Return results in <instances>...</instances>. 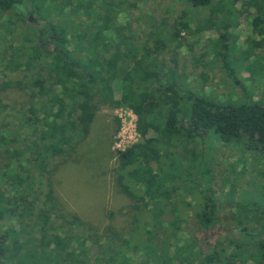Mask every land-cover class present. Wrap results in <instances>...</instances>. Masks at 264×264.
I'll list each match as a JSON object with an SVG mask.
<instances>
[{
  "label": "rangeland",
  "instance_id": "obj_1",
  "mask_svg": "<svg viewBox=\"0 0 264 264\" xmlns=\"http://www.w3.org/2000/svg\"><path fill=\"white\" fill-rule=\"evenodd\" d=\"M246 1L214 0L212 6L219 8L216 15L209 6H194L187 0H21L19 9L0 10V167L11 162L7 178L0 173V210H11L0 219V233L11 234L14 257L7 264L41 263L38 251L47 247L40 231L44 221L49 235L56 226L62 236L69 231L82 235L91 229L102 237L108 225L118 232L127 230L137 204L121 190L116 173L119 152L141 138L136 131L138 116L123 101L129 94L119 80L113 84V95L122 103L101 104L88 135L74 150L49 157L46 169L25 160V149L36 140V133L40 135L38 122L28 121L33 89L40 82L27 73L30 60L17 61L16 49L24 40L45 37L39 32L42 26L28 20L57 23L69 19L79 29L101 31L114 46L124 40L120 52L129 51L126 46H130L132 52L125 62L132 67L148 55L162 71L174 66L185 73L191 87H203L212 99L229 103L252 98L264 104V35L253 27L254 8ZM223 41L228 46L224 63L216 54L222 52L217 49ZM139 66L143 67L141 77L149 79L151 66ZM20 118L25 119L23 127ZM32 124L37 125L35 132ZM202 146L205 157L196 164L197 175L199 167L209 170L222 205L218 219L205 226L194 209L177 213L172 204L166 209L158 206L155 211L168 229L161 238L173 236L170 254L176 244L188 241L203 259L209 248L220 245L235 260L255 264L256 244L264 238V152L245 137L226 143L210 137ZM173 165L192 176L180 165V158ZM191 176L189 182L198 186L200 177ZM177 190V197L184 196L182 187ZM77 242H73L75 247ZM93 251L101 255L96 244ZM89 264H95V259Z\"/></svg>",
  "mask_w": 264,
  "mask_h": 264
},
{
  "label": "trees",
  "instance_id": "obj_2",
  "mask_svg": "<svg viewBox=\"0 0 264 264\" xmlns=\"http://www.w3.org/2000/svg\"><path fill=\"white\" fill-rule=\"evenodd\" d=\"M187 1L194 6H209L215 15L219 11L212 6L214 0ZM20 4L21 0H0V10L9 12L19 9ZM246 4L254 8L253 27L264 35V0H247ZM39 24L42 26L39 32L45 37L24 40L16 49L17 61L30 60L27 73L40 82V86L33 89L32 114L28 118L41 126L40 135L36 133V140L25 149V160L40 163L46 169L49 157L65 155L68 148L74 150L88 135L101 104L122 103L113 95V84L117 80L123 82L129 94L123 101L138 116L137 131L141 136L137 143L119 152L116 167L121 190L137 200L130 227L118 232L108 225L102 240L91 229L82 235L69 231L62 236L55 226L49 235L44 221L40 231L47 247L38 251L40 264H89L92 258L95 264H149V261L151 264H173V261L178 264H246L242 258L237 261L233 254L226 255V249L219 248L220 245L209 248L204 259L201 251L188 241L176 244L170 254L173 236L161 238L162 231L167 233L168 229L163 228L162 215L155 207L166 209L172 204L177 213L183 208L185 211L194 209L205 226L216 221L222 205L212 188L209 170L199 167L201 173L197 175L196 164L205 157L202 145L210 137L225 143L245 137L254 148L264 152V104L252 98L229 103L212 99L203 87L198 90L191 87L185 73L174 66L162 71L157 61L148 55L140 61L151 66L150 78L144 79L140 75L143 68L140 62L135 67L125 62L132 50L126 46L129 51L120 52L124 40H118L114 46L101 31L79 29L69 19L57 23L40 19ZM227 49L225 41L217 49L222 51L216 52L222 63L227 58ZM140 94L146 96L141 98ZM20 121L23 127L25 119L20 118ZM37 125L32 124L34 132ZM11 153L15 155L14 151ZM178 158L192 176L200 177L198 186L189 182L191 175L185 170L173 167ZM3 167H0L1 177L7 178L11 162ZM180 181L182 186L178 184ZM178 187L183 189L182 199L177 197ZM9 211L2 208L0 219ZM10 236L9 232L0 233V264L14 258L10 254ZM94 237L97 238L94 240ZM94 244L100 248L101 255L93 251ZM256 245L259 255L255 264H264V238Z\"/></svg>",
  "mask_w": 264,
  "mask_h": 264
},
{
  "label": "flooded vegetation",
  "instance_id": "obj_3",
  "mask_svg": "<svg viewBox=\"0 0 264 264\" xmlns=\"http://www.w3.org/2000/svg\"><path fill=\"white\" fill-rule=\"evenodd\" d=\"M34 20V22L37 24V25H40L39 24V20H36V19H33Z\"/></svg>",
  "mask_w": 264,
  "mask_h": 264
},
{
  "label": "built area",
  "instance_id": "obj_4",
  "mask_svg": "<svg viewBox=\"0 0 264 264\" xmlns=\"http://www.w3.org/2000/svg\"><path fill=\"white\" fill-rule=\"evenodd\" d=\"M137 121H138V120H137ZM136 131H137V122H136ZM137 133H138V131H137ZM127 147H128V146H127ZM125 148H126V147H125ZM125 148H124V149H125ZM124 149H123V150H124Z\"/></svg>",
  "mask_w": 264,
  "mask_h": 264
},
{
  "label": "water",
  "instance_id": "obj_5",
  "mask_svg": "<svg viewBox=\"0 0 264 264\" xmlns=\"http://www.w3.org/2000/svg\"><path fill=\"white\" fill-rule=\"evenodd\" d=\"M30 21L34 22V20H33V19H30Z\"/></svg>",
  "mask_w": 264,
  "mask_h": 264
}]
</instances>
